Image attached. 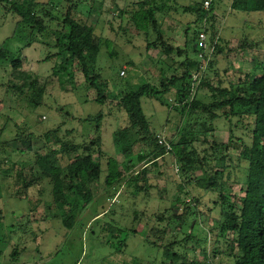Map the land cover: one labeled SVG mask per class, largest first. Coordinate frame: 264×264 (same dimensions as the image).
<instances>
[{"label": "rangeland", "instance_id": "1", "mask_svg": "<svg viewBox=\"0 0 264 264\" xmlns=\"http://www.w3.org/2000/svg\"><path fill=\"white\" fill-rule=\"evenodd\" d=\"M74 1L79 18L112 41L110 47L101 50L97 60V67L103 78L111 83L112 92L123 89L126 82L119 77V73L122 78L133 77L135 87L146 82L159 87L161 70H170L172 62L160 51L148 50L144 36L134 24L121 18L123 9L131 10L141 0ZM202 1L162 0L159 4L166 17L164 28L167 36L176 48L184 52L182 57L175 54L177 63L197 59L195 49L188 45L189 39H193L197 18L195 14L186 13L183 7ZM233 1H213L214 19L211 20L217 36L214 44L217 43L223 52L217 53L216 49L213 50L214 44L208 41L211 50L208 51L206 71L202 76L213 87L229 88L230 83L238 82L247 73L253 72L254 66L264 59V12L234 11ZM19 2L20 7L29 6L27 1ZM37 2L40 6L35 11L47 27L42 34L33 32L27 25L18 27L21 18L12 6L0 5V51L10 52V57L21 62L20 72L28 74L26 81L14 78L11 58H0V144L4 149L1 158L7 160L2 164V170L9 171L6 179L0 177V264H156L160 261L158 254L163 249L158 246L172 248L178 253L186 250L190 258L197 257L208 264H233L232 258L221 253L227 247L224 243L219 245L220 251L214 258L211 254L215 237V233H212L213 219L220 214L214 200H219V194L207 193L197 184L205 176V170L208 175L215 172V160L209 161L205 169H197L183 176L178 160L169 153L148 174V184L153 186L149 193L136 197L131 189L128 192L119 191L116 199L107 200L115 193L114 189H106L104 183L107 157H116L120 170H125L124 157L116 155L113 135L119 128L128 125L127 116L122 110L118 111L116 100L108 101L105 105L93 101L95 91L89 94L87 89L79 88L84 84V77L79 72L75 75L76 84L69 85L68 90L60 88L53 68L61 60L52 55L58 52L55 44L62 27L59 22L69 4L63 0ZM51 2L55 7L50 5ZM47 12H52L51 16H46ZM189 27L192 30L186 37L185 30ZM207 28H210V23ZM31 42L32 45H28ZM50 55L51 59L45 61ZM123 70L126 73L124 76L121 75ZM172 71L168 72L171 74ZM33 81L41 85L47 83L42 104L35 108L29 100V83ZM194 92L192 98L196 96L204 103L211 102V96L206 91ZM176 104V89L157 97L141 98L152 134L156 136L165 132L168 140L176 142L184 125L183 118H186V115L182 117L179 112L170 109L169 106ZM99 113L106 115L101 122L100 132L103 150L107 154L103 160L101 181L94 189L95 197L83 208L78 203L65 207L54 201L52 184L34 164L35 154L27 149V144L31 141L34 149L43 147L46 144L44 135L55 130H58L61 138L89 143L96 138L95 124L84 120ZM208 117L196 112L187 118V130L195 133L211 130L208 136L200 135L198 142L194 143L201 158L206 155L214 157L212 145H226L230 141L235 146L238 144V148L231 147L224 153L228 162L224 182L227 194L233 201L239 202L244 196L248 173V164L239 157L243 146L251 144L246 128L248 123L225 118L209 123ZM143 166V163L137 165L126 175L141 170ZM20 171H23L27 181H33L34 186L27 190L28 197L20 193L23 185L17 178ZM180 185L186 188L185 192L180 191ZM178 198L186 202V205L177 207L179 215L190 214L189 206L194 209L180 227L181 234L172 228L161 240L157 233L161 231L151 230L156 225L162 229L165 226V223L156 221V216L170 217ZM193 198L200 202L196 203ZM213 207L215 209L211 210ZM188 233L191 234L189 244L183 240ZM166 263L169 264V261Z\"/></svg>", "mask_w": 264, "mask_h": 264}, {"label": "trees", "instance_id": "2", "mask_svg": "<svg viewBox=\"0 0 264 264\" xmlns=\"http://www.w3.org/2000/svg\"><path fill=\"white\" fill-rule=\"evenodd\" d=\"M19 1L21 0H0V5L9 4L12 6L13 11L21 18L18 27L27 25L33 32L44 33L47 27L42 18L39 17L38 12L35 11V8L40 6L39 2L37 0H22V2H29V6L20 7ZM63 1H66L69 7L59 22L62 27L58 32L59 35L55 44L58 52L52 56L60 57L61 61L53 68V75L57 77L60 88L68 90L69 85L75 83L76 73H81L84 77V84L82 83L79 88L87 89L89 94L95 91L96 96L93 101L100 105H105L112 100L118 101L116 108L118 111L125 112L128 125L119 128L113 135L116 155L124 157L125 172L120 170V164L116 157H107L103 150V139L100 135L101 122L106 116L103 113L89 116L84 120L87 123L95 124L96 138L89 143H76L71 139L61 138L58 135V130L44 135L46 144L43 147L34 149L31 141L28 142L27 149L35 154L34 164L52 184L54 201L65 207L70 203H78L82 205V208L88 204L94 198L92 185L101 181L104 172L103 160L106 157L107 174L104 183L108 190L114 188L115 192L114 196L108 197L107 200H113L118 196L119 191L128 192L132 189V194L136 197L149 193V189L153 186L148 184L150 181L148 174L152 168L158 167V161L169 152L159 145L157 135L151 133L149 121L142 109L141 98L145 96L157 97L161 93H169L172 89H176L178 104L169 107L179 112L182 117L186 115V118H183L184 125L176 142L170 141L172 146L170 153L174 154L178 160L182 175L187 176L189 172L193 173L197 169H205L209 161H216L217 169L215 172L208 175L207 170H205V176L200 178L197 183L207 193L214 194L217 192L219 194V200H214L216 207L220 208V214L213 219L215 221L212 228V233H215L211 250L213 258L220 251L219 245L224 243L227 247L221 253L225 257L232 258L233 264H264V59L254 66L253 72L247 73L238 82L230 83L229 88L213 87L211 83L202 78L195 92L206 91L211 96V102L204 103L197 100L196 96L192 98V75L200 65L198 40L205 21L208 41L214 44L217 37L212 24L213 20H211L214 3L209 10L204 9V1L183 7L186 13L195 14L197 18L195 22L197 27L193 29V39L188 41V45L193 47V50L195 49L197 59H187L177 63L175 54L182 57L184 52L183 49L176 48L167 36L164 28L166 17L159 5L162 0H141L134 5L135 8L123 9L121 18H126L134 24L138 32L144 36L148 50H158L172 62L168 71H173L170 74L167 70H161L159 87L150 82L141 83L135 87V82L132 81L133 77L131 79L129 76L122 78L119 73V77L126 82L123 84V89L113 93L111 83L108 79L103 78L97 67L99 54L104 47L111 46V39L104 37L97 32L94 26L79 18L74 0ZM82 1L78 0L79 3ZM50 5L53 7L54 4L51 2ZM232 8L247 13H263L264 0H234ZM91 11L94 12V9L92 8ZM50 13L52 12H47L46 16H51ZM209 23L210 28H207ZM191 30V27L185 30L186 37H189ZM32 43L28 45H32ZM244 43L243 45H245ZM215 49L217 53L223 52L217 43L213 45V50ZM9 55L10 52L6 50L0 51V58L8 59ZM52 56H48L45 61L50 60ZM10 58L13 67L12 76L26 81L28 74L19 70L21 62L14 57ZM15 86L18 88L17 85ZM46 89L47 83L43 85L36 81L29 83V100L32 107L41 106ZM196 112L208 115L209 123L220 118L229 121L238 119V122L242 123L243 120V122L248 123L246 128L250 133L251 144L243 146L244 148L239 154L240 159L245 160L248 164V173L244 196L239 199V202L233 201L232 197L227 194L224 182L228 169L227 156L224 153L231 147L238 148L239 146L238 144L235 146L232 141L226 145H212L214 157L206 155L201 158L194 143L198 142L197 138L200 135L208 136L211 130L196 133L187 130V118L195 115ZM210 128L213 129V127ZM25 141L27 142V139ZM1 145L0 177L6 179L9 176V171L2 170V164L7 160L1 158V153L4 152ZM141 163L144 165L141 170L134 171L129 176L126 175V172L132 171ZM22 172L20 171L17 176L23 184L20 193L22 196L28 197L27 190L34 185L32 180L27 181ZM189 183L193 184L192 182ZM180 191L185 192L186 188L180 185ZM193 199L196 203L200 202L197 198ZM180 204L186 205V202L178 198L173 205L170 217L156 216V221L165 223V226L162 229L160 225H156L151 230H160L161 232L157 233L161 240L166 238L172 228L180 232V227L182 228L194 209L189 206L190 214L186 212L179 215L177 207ZM213 209L215 208H211V210ZM1 215L2 212L0 211V217ZM189 237L191 234L188 233V237L183 239L184 243L189 244ZM158 247L163 249L158 254L160 261L156 264H168L166 261H169V264H208L206 260H199L197 257L190 258L186 250L183 253H178L172 248ZM206 254L205 250V257Z\"/></svg>", "mask_w": 264, "mask_h": 264}, {"label": "built area", "instance_id": "3", "mask_svg": "<svg viewBox=\"0 0 264 264\" xmlns=\"http://www.w3.org/2000/svg\"><path fill=\"white\" fill-rule=\"evenodd\" d=\"M214 0H204V9L209 10ZM201 32L199 34V40H198V60L200 62V65L192 75V93L196 91L198 85L200 84L201 79L203 78V74L206 71V60L208 59V51L211 50V47L208 44V36L206 33V21L203 24L201 28ZM213 51V50H212ZM121 75H125V71L123 70ZM157 139L159 145L164 147L169 153L172 151V146L170 143V140L167 138V133L162 132L157 134Z\"/></svg>", "mask_w": 264, "mask_h": 264}, {"label": "crops", "instance_id": "4", "mask_svg": "<svg viewBox=\"0 0 264 264\" xmlns=\"http://www.w3.org/2000/svg\"><path fill=\"white\" fill-rule=\"evenodd\" d=\"M234 11H235V10H234ZM96 185H97V184H93L92 187H91V188H92V191H93V197H95V196H94V189L96 188ZM101 187H102V186H101ZM106 189H107V187H106ZM113 189H114V188H113Z\"/></svg>", "mask_w": 264, "mask_h": 264}]
</instances>
